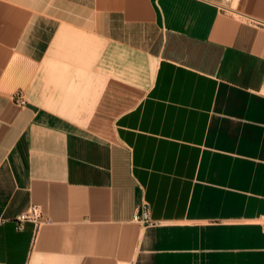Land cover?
Here are the masks:
<instances>
[{
  "label": "crops",
  "instance_id": "obj_1",
  "mask_svg": "<svg viewBox=\"0 0 264 264\" xmlns=\"http://www.w3.org/2000/svg\"><path fill=\"white\" fill-rule=\"evenodd\" d=\"M0 264H264V0H0Z\"/></svg>",
  "mask_w": 264,
  "mask_h": 264
},
{
  "label": "built area",
  "instance_id": "obj_2",
  "mask_svg": "<svg viewBox=\"0 0 264 264\" xmlns=\"http://www.w3.org/2000/svg\"><path fill=\"white\" fill-rule=\"evenodd\" d=\"M16 99V102L20 105V106H24L26 104V101L22 95V93H18L15 97ZM148 207L147 205H144L143 206V213H142V216L143 217H147L148 216ZM36 216H38V209L36 206L32 207V209L30 210L29 213L27 214H24L22 215L20 218H19V221L22 222V221H25L27 219H34ZM139 218V217H137Z\"/></svg>",
  "mask_w": 264,
  "mask_h": 264
}]
</instances>
